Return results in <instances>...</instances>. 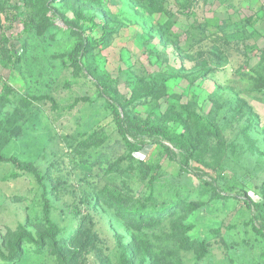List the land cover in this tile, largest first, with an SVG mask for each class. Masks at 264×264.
Masks as SVG:
<instances>
[{"label":"rangeland","instance_id":"rangeland-1","mask_svg":"<svg viewBox=\"0 0 264 264\" xmlns=\"http://www.w3.org/2000/svg\"><path fill=\"white\" fill-rule=\"evenodd\" d=\"M12 1L18 9L0 12V34L11 43L0 88L14 92L0 104V143L5 157L44 175L63 260L35 242L43 188L3 162L0 249L14 253L20 228L34 242L0 264H121L128 249L131 261L144 256L139 264H264V238L251 231L242 193L258 200L264 191V0ZM76 10L95 14L110 31L104 42L101 28L93 32L98 47L78 68L67 61L87 31ZM106 96L122 115L171 133L194 111L217 125L224 146L206 150L187 170L165 140L174 156L158 142L129 156ZM147 160L160 164L154 202L171 200L176 208L160 226L138 231L97 195L127 186L136 197L149 194ZM199 176L215 191L204 190ZM191 241L207 242L202 259Z\"/></svg>","mask_w":264,"mask_h":264},{"label":"trees","instance_id":"trees-1","mask_svg":"<svg viewBox=\"0 0 264 264\" xmlns=\"http://www.w3.org/2000/svg\"><path fill=\"white\" fill-rule=\"evenodd\" d=\"M34 1L35 0H29L26 3L32 5L34 4ZM62 1L63 0H51L54 4ZM16 9H18V3L12 0H0V12H3L4 10L14 11ZM74 14L77 22L81 21L87 27V31L83 32L80 41L67 55V61L69 64L78 68L81 65V58L84 57L92 47H98V41L92 36L93 32L101 28L100 31H102V34L100 40L101 42H104L110 31L105 22L96 21L95 14L87 16L80 10H76ZM45 17H47L46 13ZM52 17L59 18V15L54 11ZM7 45H11L10 41L5 35L0 34V57L3 60L0 65L2 63L4 64V61H9L11 59V52H9L11 46L8 47ZM13 93L14 92L10 86L2 85L0 88V104L6 102ZM106 100L109 105L114 128L129 156L141 152L146 145L156 144L158 142L157 144L162 147L163 151L171 156H174V152L170 149V146L174 148L181 157V160L179 161L180 168L182 170H187L190 163L193 160L199 161V155L205 153L206 150L209 153H213L216 149H221L224 146V141L222 140V135L217 125L209 119L198 115L194 111L187 112V125L183 130L178 133H171L166 128L153 124L148 118L138 120L122 115L119 110V102L116 99L106 96ZM147 140H150L151 142L149 143ZM160 140L167 141L170 146L161 144L159 142ZM84 145L88 146L89 144L85 143ZM3 162L12 163L17 170L33 176L36 183L43 188V224H38L40 227L38 228V234H36L37 240H35V242L38 248L47 243L53 250L54 255L60 260H63L61 258L62 249L59 247L58 241L56 240L60 231L51 221L49 216V201L45 198L46 190L43 185L44 175L32 163H23L17 161L15 158L5 157L2 153V144L0 143V163ZM141 166L146 170L143 171L145 172L144 174H148L149 176L147 181L149 194L140 198L136 197L135 194H131V191L136 192L137 189L133 190L127 186L124 192L114 189H104L97 195L99 202L109 205V207L116 211L118 217L125 220L128 225H131L138 231L145 228L150 229L160 226L167 217L170 216L172 210L176 208V205H174L171 200H164L159 204L155 203L153 200V191L160 172V164L147 160L146 165L141 164ZM198 178L199 184L204 190L215 191L213 181L207 182L200 176ZM242 193L245 196V199L243 200L244 206L250 212L249 224L251 226V231L255 236L264 238V191L260 193L258 200H253L247 196L245 190H243ZM19 232L21 233L15 235L17 238L15 237L13 245L15 249L14 253L5 256L0 249V257L3 261L9 262L13 258H16L19 255L20 247L24 242H34L30 233L22 228L19 229ZM182 239V243L187 241L184 237ZM188 246L189 248H194V250H196L198 260L202 259L207 252L206 241H191ZM128 251L130 252H127L126 254L130 255L131 249H128ZM127 255H124L121 258V264H139L145 259L144 256H141L140 258H137L136 261H134L135 259L131 261L130 257Z\"/></svg>","mask_w":264,"mask_h":264}]
</instances>
